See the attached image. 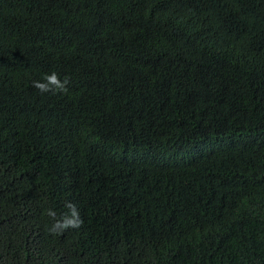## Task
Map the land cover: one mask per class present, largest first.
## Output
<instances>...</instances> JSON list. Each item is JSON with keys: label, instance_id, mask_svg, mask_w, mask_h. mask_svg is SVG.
<instances>
[{"label": "trees", "instance_id": "16d2710c", "mask_svg": "<svg viewBox=\"0 0 264 264\" xmlns=\"http://www.w3.org/2000/svg\"><path fill=\"white\" fill-rule=\"evenodd\" d=\"M0 264H264V0H0Z\"/></svg>", "mask_w": 264, "mask_h": 264}, {"label": "clouds", "instance_id": "9594fccd", "mask_svg": "<svg viewBox=\"0 0 264 264\" xmlns=\"http://www.w3.org/2000/svg\"><path fill=\"white\" fill-rule=\"evenodd\" d=\"M46 83L36 82L35 86L40 89L42 92H47L49 90H59L64 91L66 87V81H61L58 77V74L52 73L51 75H47L45 77ZM72 223V226H78L77 223Z\"/></svg>", "mask_w": 264, "mask_h": 264}]
</instances>
